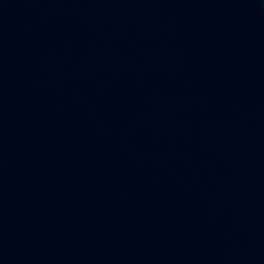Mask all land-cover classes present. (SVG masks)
Wrapping results in <instances>:
<instances>
[{"label":"water","instance_id":"95a60500","mask_svg":"<svg viewBox=\"0 0 264 264\" xmlns=\"http://www.w3.org/2000/svg\"><path fill=\"white\" fill-rule=\"evenodd\" d=\"M0 264H264V0H0Z\"/></svg>","mask_w":264,"mask_h":264}]
</instances>
